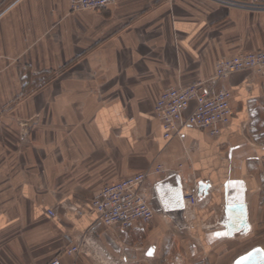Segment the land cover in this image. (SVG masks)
<instances>
[{
    "label": "crops",
    "instance_id": "0c3cea01",
    "mask_svg": "<svg viewBox=\"0 0 264 264\" xmlns=\"http://www.w3.org/2000/svg\"><path fill=\"white\" fill-rule=\"evenodd\" d=\"M259 4L117 0L73 13L71 0H0V109L25 98L0 127V264H162L172 241L189 264H233L253 249L234 258L231 242L264 219V80L244 71L220 84L234 116L218 138L188 127L166 140L154 109L221 60L264 51ZM157 165L181 179L151 191L153 223L102 224L97 192ZM200 182L210 194L189 211L183 191ZM70 238L83 247L77 258Z\"/></svg>",
    "mask_w": 264,
    "mask_h": 264
},
{
    "label": "built area",
    "instance_id": "2783aa9c",
    "mask_svg": "<svg viewBox=\"0 0 264 264\" xmlns=\"http://www.w3.org/2000/svg\"><path fill=\"white\" fill-rule=\"evenodd\" d=\"M116 3L117 0H71V10L73 13L98 12ZM244 71H253L264 80V51L236 54L223 59L217 63L211 78L162 92L157 99L154 116L161 124L164 138L172 140L188 127L208 130L213 137L218 138L231 125L234 116L233 92L220 84L229 76ZM175 176L181 179L180 174H168L164 166L157 165L106 185L97 192L91 207L98 214L99 221L108 228L120 227L126 230L134 222L149 225L155 218L151 191L156 193L160 185ZM153 179L156 182L153 183ZM209 194L207 191L204 198ZM183 203L187 210H194L200 203L197 190H184ZM47 215L55 218L56 213L49 209ZM68 240L70 246L66 253L77 258L84 252L83 247L71 238ZM46 264L63 263L57 257Z\"/></svg>",
    "mask_w": 264,
    "mask_h": 264
},
{
    "label": "rangeland",
    "instance_id": "374dc122",
    "mask_svg": "<svg viewBox=\"0 0 264 264\" xmlns=\"http://www.w3.org/2000/svg\"><path fill=\"white\" fill-rule=\"evenodd\" d=\"M254 8H256L257 10L263 9L264 8V4L255 5ZM203 81H205V80H203ZM19 99H22V100L25 99L24 98V94H22L19 97L15 98L13 100V103L11 104L12 106L10 108L6 107V108H3V109H0V127L2 126L1 122L3 120H6L5 119L6 118V114H8L9 112L13 113V112L16 111L17 102H19ZM17 118L18 117H14L11 114V120L10 121H13V122L15 121L18 124L20 123L19 125H16V126H19L22 129V132H28L30 130V128H32L31 124L18 122ZM261 179L262 180L264 179V172L261 173ZM262 186H263L262 190L264 191V181L262 182ZM262 207L264 209V203H263ZM154 211H155V216H156V214H157L156 210L154 209ZM165 221L170 223V224H172V220L171 219H167ZM171 238L174 240V239H177L178 237L175 236V233L171 232ZM261 241L264 242V219L253 221V230L250 233L249 239H246V240L245 239H241V240H237V241H232L231 242L232 246L231 245L230 246L233 247L234 258H236L237 256L247 252L250 248L256 247ZM169 249H170L168 251L169 254L166 257V259L163 261L162 264H189L187 262L186 254H184L183 251H177L178 248H177L176 244L174 245L173 241L170 243Z\"/></svg>",
    "mask_w": 264,
    "mask_h": 264
},
{
    "label": "snow or ice",
    "instance_id": "6c2138e0",
    "mask_svg": "<svg viewBox=\"0 0 264 264\" xmlns=\"http://www.w3.org/2000/svg\"><path fill=\"white\" fill-rule=\"evenodd\" d=\"M250 231V226H249ZM217 236L227 235V233H217ZM237 264H264V250L255 249L246 256L240 258Z\"/></svg>",
    "mask_w": 264,
    "mask_h": 264
},
{
    "label": "water",
    "instance_id": "95a60500",
    "mask_svg": "<svg viewBox=\"0 0 264 264\" xmlns=\"http://www.w3.org/2000/svg\"><path fill=\"white\" fill-rule=\"evenodd\" d=\"M208 189H209V184L204 183V182H200V183H199L198 195H199L200 200L204 198V196L206 195ZM228 210H229V209H228ZM230 210H231V209H230ZM229 229H230V232L233 233L234 231L237 230V227L235 226V224L232 223V224L230 225V228H229ZM255 249H262V250H264V249H263L262 247H260V246L254 247L253 249H251V250H250L249 252H247L246 254L241 255L240 257H238V258L234 261L233 264H237V261H239L241 257L246 256L248 253L252 252V251L255 250Z\"/></svg>",
    "mask_w": 264,
    "mask_h": 264
}]
</instances>
